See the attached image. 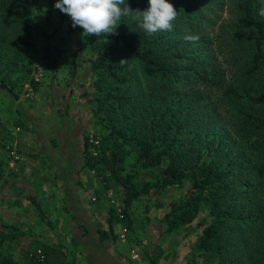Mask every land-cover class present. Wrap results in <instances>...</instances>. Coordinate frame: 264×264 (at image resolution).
<instances>
[{
	"label": "trees",
	"instance_id": "trees-1",
	"mask_svg": "<svg viewBox=\"0 0 264 264\" xmlns=\"http://www.w3.org/2000/svg\"><path fill=\"white\" fill-rule=\"evenodd\" d=\"M56 2L0 0V88L16 98L17 75L30 71L23 63L30 58L27 29L35 25L29 13L65 22L66 34L76 37L72 56L91 52L87 78L77 85L93 91L88 117L99 126L96 133L79 132L76 172L94 171L104 189L109 183L119 188L117 215L127 228L135 201L181 185L185 189L159 223L167 233L179 229L207 204L193 264H264V17L258 15L264 0H167L178 11L171 31L149 35L133 14L107 37L73 28ZM126 3L132 10L149 7L148 0ZM224 6L230 21L216 45L219 61L210 56L211 41L187 27L204 7ZM181 21L187 30L179 29ZM192 36L198 39H186ZM28 83L36 89V81ZM28 198L43 217L35 198ZM117 215L108 208L107 228L94 231L95 241L114 238L111 219ZM29 254V264H68L63 249L47 242H37ZM0 264L18 263L1 255Z\"/></svg>",
	"mask_w": 264,
	"mask_h": 264
},
{
	"label": "rangeland",
	"instance_id": "rangeland-1",
	"mask_svg": "<svg viewBox=\"0 0 264 264\" xmlns=\"http://www.w3.org/2000/svg\"><path fill=\"white\" fill-rule=\"evenodd\" d=\"M203 10L197 23L187 27L190 30L182 21L179 29L209 39L210 56L220 61L216 45L221 40V27L224 32L227 30L230 14L225 6L220 11L207 7ZM45 16L29 13L35 25L27 29L30 58L23 63L30 71L27 76L17 75L12 86L16 98L0 88V229L4 232L0 256L8 255L18 264H29L30 250L37 242H47L63 249L68 264H193L192 252L202 227L200 221L207 219V204L202 203L194 220L179 229L167 233L159 223L163 211L179 198L185 187L175 185L135 201L127 228L117 215L120 190L115 184L107 185L105 195L76 186V181L80 184L76 172L77 136L81 131L96 133L99 127L96 118L88 117L93 91L86 86L83 93L77 85L87 78L91 52L79 50L72 56L76 37L66 34L65 22ZM72 64L75 69L70 74ZM30 79L37 82L34 90L28 83ZM216 96L217 93L211 92V99ZM84 171L100 179L94 171ZM70 181L75 183L74 187L68 184ZM55 191L59 202L52 196ZM29 196L38 202L43 217ZM81 204L91 208L93 221L95 218L103 221L106 211L105 229L108 208H114L117 215L111 219L114 238L107 237L102 242L92 239L80 221H76L85 210ZM53 206L57 207L56 213ZM123 226L126 232L119 238Z\"/></svg>",
	"mask_w": 264,
	"mask_h": 264
},
{
	"label": "clouds",
	"instance_id": "clouds-1",
	"mask_svg": "<svg viewBox=\"0 0 264 264\" xmlns=\"http://www.w3.org/2000/svg\"><path fill=\"white\" fill-rule=\"evenodd\" d=\"M148 5L146 10L141 11L130 9L126 0H57L54 7L71 18L73 28L79 26L88 36L117 35L116 29L121 18L133 14V18L140 22L139 26L149 35L171 31L178 17L173 4L167 0H148ZM258 15L264 17V7ZM186 39L195 41L198 37Z\"/></svg>",
	"mask_w": 264,
	"mask_h": 264
},
{
	"label": "crops",
	"instance_id": "crops-1",
	"mask_svg": "<svg viewBox=\"0 0 264 264\" xmlns=\"http://www.w3.org/2000/svg\"><path fill=\"white\" fill-rule=\"evenodd\" d=\"M78 174H79V176L77 175L78 176L77 179H79L78 182H80V184L77 183V181H76V186H79V187L82 186V187H84L86 189L90 188L89 190L92 189V191L98 190L99 191V193H98L99 195H105L106 191L103 188V186H101V182H99V180H97L96 177H92L91 175L88 176V174L84 170H81ZM68 184H71L73 187L75 185V183H73L72 181H70V183H68ZM43 189L46 190L44 187H43ZM55 189L57 190V188H55ZM52 196L55 198L56 201H58V196H57V192L56 191H55V195H52ZM54 203H57V202H54ZM54 203H53V205H54ZM81 207L83 209H85L82 214H86V215H82V214H81V216L79 215L80 216V220L79 221L82 224V226L87 229V232H88V234H90L92 236V239L93 238L95 239V237L92 234L96 230L94 227L96 226L98 229H105L104 218L106 216V211H103V215H102L103 216V221L100 220V219L98 220L97 218H95L94 221H93V214L90 211L91 208L90 207L89 208H85L86 206L84 207L83 204H81ZM55 208H57V207L53 206L52 210H54ZM100 208L102 209V207H100ZM89 239H91V238H89Z\"/></svg>",
	"mask_w": 264,
	"mask_h": 264
},
{
	"label": "built area",
	"instance_id": "built-area-1",
	"mask_svg": "<svg viewBox=\"0 0 264 264\" xmlns=\"http://www.w3.org/2000/svg\"><path fill=\"white\" fill-rule=\"evenodd\" d=\"M96 142H97L96 140H92V143L96 144ZM125 232H126V227L125 226L121 227L118 237L123 238ZM36 253L39 254V251L36 250ZM133 256H136V255L134 254Z\"/></svg>",
	"mask_w": 264,
	"mask_h": 264
}]
</instances>
